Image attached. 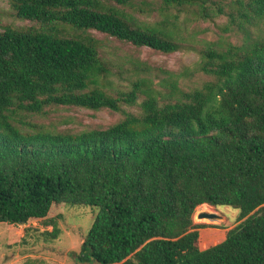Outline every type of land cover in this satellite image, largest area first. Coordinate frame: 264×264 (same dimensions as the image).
Here are the masks:
<instances>
[{"label": "trees", "instance_id": "16d2710c", "mask_svg": "<svg viewBox=\"0 0 264 264\" xmlns=\"http://www.w3.org/2000/svg\"><path fill=\"white\" fill-rule=\"evenodd\" d=\"M10 2L34 24L0 30V222L43 221L56 238V210L91 206L77 261L264 264V0ZM127 7L162 19L147 24ZM173 10L212 21L226 15L222 30H239L244 41L199 49L196 68L208 76L200 86L184 89L168 72L175 99L161 101L151 78L110 91L111 62L90 31L173 53L184 47ZM58 106L124 116L81 130L37 119ZM202 204L239 210L225 238L207 248L200 231L210 224L194 220Z\"/></svg>", "mask_w": 264, "mask_h": 264}, {"label": "rangeland", "instance_id": "374dc122", "mask_svg": "<svg viewBox=\"0 0 264 264\" xmlns=\"http://www.w3.org/2000/svg\"><path fill=\"white\" fill-rule=\"evenodd\" d=\"M126 9L137 19L150 25H155L162 19L157 10L143 13L133 7ZM173 11L179 14L175 21L176 31L184 44L181 50L173 53L159 52L148 46L136 47L105 33L90 31L102 41L103 54L111 62L112 73L107 79L110 91H127L137 79L151 78L152 87L161 101L175 99L178 94L165 82L168 72L179 77L184 89L200 86L208 76L196 68V62L200 58L199 49L213 43L226 46L229 42L240 44L244 41L245 35L241 31L222 30V26L228 22L226 15L212 21L198 18L192 12ZM32 24L31 20L16 15L10 0H0V30L5 25L24 28ZM143 98L144 95L138 101ZM123 108L132 112L139 111L138 105L124 104ZM47 109V114L37 119L58 129L81 130L108 126L124 116L122 112L109 108L93 110L78 106H58ZM203 211L213 212L216 217L199 218V213ZM57 214L61 217L56 218ZM95 215L96 210L91 206L63 205L53 214L61 229L56 238L45 234L47 230L52 231L53 227L43 221H32L26 225L0 222V264H76L83 237L93 226ZM238 216L239 210L229 205L217 208L209 204L198 206L194 214L195 222L210 224L200 231L201 248L222 240L227 230L238 222Z\"/></svg>", "mask_w": 264, "mask_h": 264}, {"label": "water", "instance_id": "95a60500", "mask_svg": "<svg viewBox=\"0 0 264 264\" xmlns=\"http://www.w3.org/2000/svg\"><path fill=\"white\" fill-rule=\"evenodd\" d=\"M215 218L216 214L213 212H208V211H203L199 213V218ZM78 264H104L101 260H99L98 258H95L94 256H91L90 260H86V261H81L78 260L77 261Z\"/></svg>", "mask_w": 264, "mask_h": 264}, {"label": "crops", "instance_id": "0c3cea01", "mask_svg": "<svg viewBox=\"0 0 264 264\" xmlns=\"http://www.w3.org/2000/svg\"><path fill=\"white\" fill-rule=\"evenodd\" d=\"M225 236H226V234H225ZM225 236L223 237V239L225 238ZM223 239H222V240H223ZM222 240H220V241H222ZM218 242H219V241H218ZM206 248H207V247H206Z\"/></svg>", "mask_w": 264, "mask_h": 264}, {"label": "bare ground", "instance_id": "6f19581e", "mask_svg": "<svg viewBox=\"0 0 264 264\" xmlns=\"http://www.w3.org/2000/svg\"><path fill=\"white\" fill-rule=\"evenodd\" d=\"M203 206H204V204H203Z\"/></svg>", "mask_w": 264, "mask_h": 264}]
</instances>
